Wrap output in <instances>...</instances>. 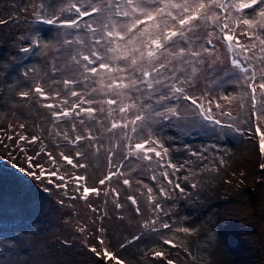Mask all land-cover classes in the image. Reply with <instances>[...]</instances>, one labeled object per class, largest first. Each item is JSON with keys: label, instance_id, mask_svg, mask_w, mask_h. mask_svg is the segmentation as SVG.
Listing matches in <instances>:
<instances>
[{"label": "rangeland", "instance_id": "374dc122", "mask_svg": "<svg viewBox=\"0 0 264 264\" xmlns=\"http://www.w3.org/2000/svg\"><path fill=\"white\" fill-rule=\"evenodd\" d=\"M39 2L0 0V264H114L90 250L95 247L101 251L99 236L105 239L104 246L127 264H167L169 260L173 264H264V154L260 152L259 136L248 119V110L241 111L235 106L233 109L235 123L243 135L229 129L213 132L191 126L154 125L162 129L160 135L170 148L172 162L184 165L173 179L185 192L173 193L170 200L157 197L167 214L153 212L146 189L135 183L142 180L158 192L159 184L151 180L155 173L149 170L147 162H125V170L138 169L123 177L133 180L132 188L116 179L99 185L98 181L109 170L106 148L97 154L87 147V141L78 147L67 144L54 135V121L50 111L42 106L43 101L38 102V98L25 101L17 95L20 90H27L26 85L33 86L38 80L47 86L53 75L61 80L75 78L70 70V54L62 47L64 33L71 30L40 24L33 7ZM37 39L41 47H37ZM215 43L219 53L226 57V49L219 41ZM24 47L32 51H21ZM227 67L225 63L212 71L204 65L192 91L199 95L214 79L227 80L224 76ZM54 68L59 69L55 74ZM25 72L29 73L27 78ZM60 87L53 85L47 90ZM82 87L77 85L78 89ZM217 87L226 94L242 90L230 83H223L222 87L213 84L209 90L215 94ZM61 95L65 93L62 91ZM222 119L233 122L227 117ZM76 123L78 129L84 128L78 120ZM21 124L23 128L19 127ZM57 126L70 131L71 122H58ZM19 135L39 136L43 144L21 145ZM99 136L98 143L106 147L121 142L119 132L109 138L100 128ZM45 145L53 156H58L60 151L66 155L84 151L85 156L79 162L87 164V169L71 171L87 175L88 186L100 188V196H91L87 202L73 200L70 197L76 193L72 185L65 195L64 189L55 186L60 181L48 184L47 178L36 180L21 172L20 168L26 164L20 146L27 149V155H35ZM191 151L202 153L203 158L191 156ZM122 156L123 151L117 150L114 163H120ZM47 159L41 155L34 163H44ZM44 166L50 168L49 163ZM152 167L155 169V164ZM64 170L61 168V173ZM192 183L197 187L192 188ZM110 187L119 191L116 202L122 207L115 206L113 195H104ZM129 195L137 199L139 214L127 199ZM89 205L97 211H91ZM152 219H156V225L145 228ZM165 222L172 227L163 229L161 224ZM81 226L86 229L84 232L78 231ZM179 227H187L191 232H177ZM99 228L104 232H98ZM165 238L172 239L177 246L163 244ZM156 251H162L164 256L155 257Z\"/></svg>", "mask_w": 264, "mask_h": 264}, {"label": "snow or ice", "instance_id": "6c2138e0", "mask_svg": "<svg viewBox=\"0 0 264 264\" xmlns=\"http://www.w3.org/2000/svg\"><path fill=\"white\" fill-rule=\"evenodd\" d=\"M33 7L40 24L71 30L64 33L62 47L70 54V70L75 78L61 80L53 75L47 86L46 82L38 80L33 86L26 85L27 90H20L17 95L25 101L33 98L43 101L42 106L50 111L54 121V135L67 144L78 147L87 141V147L97 154L106 148L109 170L98 181L99 185L116 179L132 188L133 180L123 177L138 169L125 170V162H147L149 170L155 173L151 180L159 184L158 192L142 180L135 183L146 189L153 212L167 214L157 197L170 200L173 193L185 192L173 179L184 165L172 162L170 148L160 135L162 129L154 125L191 126L213 132L229 129L243 135L235 123L234 106L241 111L248 110V119L253 122L260 152L264 154V0H61L60 3L41 0ZM215 41L226 49V57L219 53ZM35 43L41 47L39 39ZM21 51L29 53L32 48L24 47ZM225 63L229 65L224 70L227 80L214 79L199 95L192 91L204 65L216 71ZM56 71L59 69L54 68L53 73ZM28 75L24 73L26 78ZM223 83L242 90L234 94L222 93L220 87L215 94L209 90L213 84L222 87ZM53 85L61 87L48 91ZM77 85L83 87L78 89ZM223 117L233 122L227 123ZM77 120L83 129H78ZM58 122H71L70 131L60 130ZM100 128L109 138L119 132L121 142L108 147L98 143ZM17 139L21 145L25 142L43 144L39 136L19 135ZM117 150L123 151L120 163L113 161ZM19 151L25 154L26 164L20 168L21 172L36 180L47 178L48 184L60 181L55 186L64 189L65 195L72 185L76 193L70 197L73 200L87 202L91 196H100V188L88 186L87 175L71 171L87 169V164L79 162V158L85 156L84 151L77 150L72 155L60 151L58 156H53L46 145L35 155H27L23 146ZM41 155L47 156L44 163H49L50 168L46 169L44 163H34ZM190 155L203 158V154L196 151H191ZM65 165L70 167L65 168ZM61 168L65 169L63 173ZM191 187L197 185L192 183ZM109 194L116 198L115 206L122 207L116 202L119 191L110 187L104 192L105 196ZM127 199L139 214L137 199L132 195ZM91 211L97 210L91 208ZM156 223V219H152L144 227ZM161 227L170 229L172 226L165 222ZM85 230L83 226L78 228L80 232ZM152 230L156 231L154 227ZM97 231L103 233L104 229ZM176 231L191 232L187 227ZM162 242L177 246L172 239L165 238ZM98 243L102 246L100 252L95 247L90 249L98 258L127 264L104 246L106 241L102 236L98 237ZM153 254L164 256L162 251Z\"/></svg>", "mask_w": 264, "mask_h": 264}]
</instances>
